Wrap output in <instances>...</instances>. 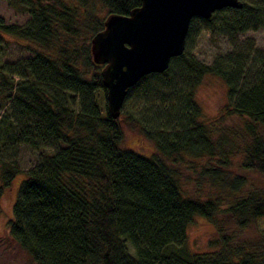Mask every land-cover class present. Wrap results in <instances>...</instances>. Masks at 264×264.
I'll use <instances>...</instances> for the list:
<instances>
[{
  "label": "trees",
  "instance_id": "trees-1",
  "mask_svg": "<svg viewBox=\"0 0 264 264\" xmlns=\"http://www.w3.org/2000/svg\"><path fill=\"white\" fill-rule=\"evenodd\" d=\"M5 1L28 18L23 24L0 18V41L3 34L25 40L33 55L0 65V99L34 119L33 127L18 129L24 141L34 144L37 136L57 145L26 172L8 221L9 236L32 263L264 264V232L234 239L218 217L223 212L238 230L264 219V185L247 186L245 177L264 176V50L236 38L210 63L186 52L200 30L233 37L264 28V0H240V8L192 17L184 51L164 71L147 73L127 89L123 105L135 96L143 110L140 122L130 113L125 120L153 141L148 155L121 145L122 115H109L100 66L90 52L104 17L126 14L140 0ZM175 66L185 87L177 118L169 110L177 91L169 77ZM206 75L226 86L230 102L223 114L241 121L239 143L202 119L194 91ZM69 93L77 96L76 108ZM232 154L238 157L233 166ZM199 161V169L190 168L217 190L206 197L188 194L179 175L178 166ZM17 172L0 162V198ZM195 216L216 227L207 250L186 245Z\"/></svg>",
  "mask_w": 264,
  "mask_h": 264
},
{
  "label": "rangeland",
  "instance_id": "rangeland-1",
  "mask_svg": "<svg viewBox=\"0 0 264 264\" xmlns=\"http://www.w3.org/2000/svg\"><path fill=\"white\" fill-rule=\"evenodd\" d=\"M0 18L6 23L23 24L28 16L17 13L7 5L5 0H0ZM236 38L239 42L251 39L256 49L264 50V28H257L236 33L233 37L221 32L200 30L191 35L189 44L186 46V52L199 61L210 63L219 54L229 51L232 43H238ZM32 55V50L28 46L27 41L3 34V39L0 41V65L14 63L20 58ZM170 74L172 85L177 91L173 95L172 100L169 101V110L171 116L177 118L179 105L183 99L181 93L185 88L184 78L177 66L173 68ZM68 97L71 103H75L76 108L77 96L74 93H69ZM98 98L101 101L102 95H99ZM194 99L200 107L202 119L205 122L208 124L215 123L212 127H216L214 129L216 132H220V130L222 131L225 128L226 137L229 140L232 139L235 143L240 142L237 130L241 125V121L235 116L225 117L223 114V107L230 101L227 98L226 86L219 77L206 75L201 83L197 85L194 91ZM157 104H160V102L156 101L155 105L158 106ZM140 105L137 104L135 96L130 97L126 104L122 105L120 111L122 117L119 120L123 132L121 145L148 155L155 151L153 141L138 132L125 120L128 113H130L133 116L136 115L140 122L141 111L143 110L142 105ZM19 115H22L20 119ZM138 119L135 118V121ZM33 120L29 116L21 114L11 101L5 103L0 99V162H7L18 170L10 184L3 188L0 198V264H33L26 251L21 249L8 233V221L12 216V206L21 180L25 177L26 172L42 158L45 152H54L57 149L56 144L43 141L37 136H34V144L23 140L18 129L23 125L33 127ZM234 154H232L231 166L237 163L238 157ZM202 163L199 161L191 166L186 163L184 166L178 167L183 189L190 195L206 197L210 193L217 192L216 188L211 187L208 180L195 175L190 168L199 169ZM245 177L247 186L254 188L256 185H264V176L258 173L248 172ZM242 191H244V188L240 190V192ZM228 200V197L225 196L223 205ZM218 217L227 224L225 230L231 231L234 239L247 240L254 238L259 232H264V219L262 218L251 223L246 229L238 230L223 212H219ZM215 228L214 224L206 218L195 216L187 227L186 245L194 251H203L211 248L210 245L214 246L215 242L213 240L218 235L215 233Z\"/></svg>",
  "mask_w": 264,
  "mask_h": 264
},
{
  "label": "water",
  "instance_id": "water-1",
  "mask_svg": "<svg viewBox=\"0 0 264 264\" xmlns=\"http://www.w3.org/2000/svg\"><path fill=\"white\" fill-rule=\"evenodd\" d=\"M240 0H140L128 13H109L90 39L94 64L100 66L109 115H120L127 89L143 75L162 72L185 48L190 19L209 18Z\"/></svg>",
  "mask_w": 264,
  "mask_h": 264
}]
</instances>
